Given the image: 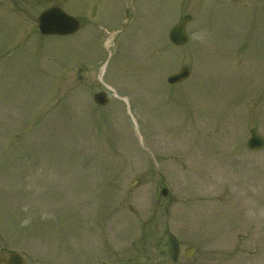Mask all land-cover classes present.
I'll list each match as a JSON object with an SVG mask.
<instances>
[{"label": "rangeland", "instance_id": "1", "mask_svg": "<svg viewBox=\"0 0 264 264\" xmlns=\"http://www.w3.org/2000/svg\"><path fill=\"white\" fill-rule=\"evenodd\" d=\"M52 6L82 22L76 35L39 34ZM185 15L190 42L176 47ZM184 66L192 77L168 85ZM253 128L264 136V0H0V251L264 264Z\"/></svg>", "mask_w": 264, "mask_h": 264}, {"label": "water", "instance_id": "2", "mask_svg": "<svg viewBox=\"0 0 264 264\" xmlns=\"http://www.w3.org/2000/svg\"><path fill=\"white\" fill-rule=\"evenodd\" d=\"M192 16H185L176 24L169 33L170 41L177 45H185L188 42L187 25L191 22ZM39 30L43 36H69L75 34L80 27L79 21L59 8H52L44 12L39 18ZM191 68L185 67L178 73L168 78V83L176 85L185 82L191 76ZM95 102L100 105H106L108 100L103 93L95 96ZM248 148L251 150L264 149V138L259 135L257 130L251 131V137L248 141ZM163 195L167 191L162 192ZM0 264H25V261L17 254L4 252L0 256Z\"/></svg>", "mask_w": 264, "mask_h": 264}, {"label": "flooded vegetation", "instance_id": "3", "mask_svg": "<svg viewBox=\"0 0 264 264\" xmlns=\"http://www.w3.org/2000/svg\"><path fill=\"white\" fill-rule=\"evenodd\" d=\"M168 242V246L169 247H172L173 248V250L172 251H174V255L176 254L177 255V250H178V246L175 244V241L174 240H171V243H170V241H167ZM166 242V243H167ZM2 250H5V249H2ZM178 261H173L171 264H176ZM149 264H170L169 263V261H163V262H159V261H153V262H151V263H149Z\"/></svg>", "mask_w": 264, "mask_h": 264}, {"label": "bare ground", "instance_id": "4", "mask_svg": "<svg viewBox=\"0 0 264 264\" xmlns=\"http://www.w3.org/2000/svg\"><path fill=\"white\" fill-rule=\"evenodd\" d=\"M193 146H194V145H191L192 148H193ZM260 182H261V180H260Z\"/></svg>", "mask_w": 264, "mask_h": 264}]
</instances>
